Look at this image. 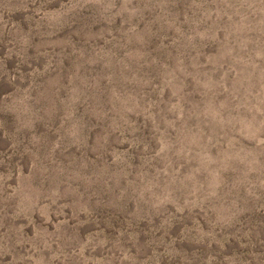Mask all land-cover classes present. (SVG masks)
Segmentation results:
<instances>
[{"label":"rangeland","instance_id":"374dc122","mask_svg":"<svg viewBox=\"0 0 264 264\" xmlns=\"http://www.w3.org/2000/svg\"><path fill=\"white\" fill-rule=\"evenodd\" d=\"M0 264H264V0H0Z\"/></svg>","mask_w":264,"mask_h":264}]
</instances>
